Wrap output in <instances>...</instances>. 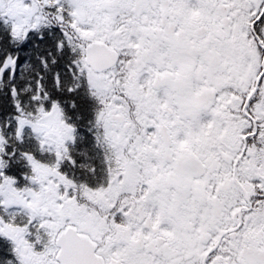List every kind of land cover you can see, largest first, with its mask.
<instances>
[{
	"label": "snow or ice",
	"instance_id": "6c2138e0",
	"mask_svg": "<svg viewBox=\"0 0 264 264\" xmlns=\"http://www.w3.org/2000/svg\"><path fill=\"white\" fill-rule=\"evenodd\" d=\"M0 264H264V0H0Z\"/></svg>",
	"mask_w": 264,
	"mask_h": 264
}]
</instances>
